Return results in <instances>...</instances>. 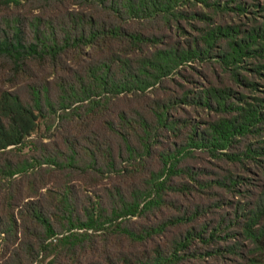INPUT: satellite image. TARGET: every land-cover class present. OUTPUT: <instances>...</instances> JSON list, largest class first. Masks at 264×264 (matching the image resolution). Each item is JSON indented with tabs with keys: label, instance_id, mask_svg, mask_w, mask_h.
Returning <instances> with one entry per match:
<instances>
[{
	"label": "trees",
	"instance_id": "1",
	"mask_svg": "<svg viewBox=\"0 0 264 264\" xmlns=\"http://www.w3.org/2000/svg\"><path fill=\"white\" fill-rule=\"evenodd\" d=\"M0 7V264H264V0Z\"/></svg>",
	"mask_w": 264,
	"mask_h": 264
},
{
	"label": "rangeland",
	"instance_id": "2",
	"mask_svg": "<svg viewBox=\"0 0 264 264\" xmlns=\"http://www.w3.org/2000/svg\"><path fill=\"white\" fill-rule=\"evenodd\" d=\"M261 1V4L263 3V0H260ZM3 8L0 7V11H2ZM214 164H216L215 161H213L212 159H206V161L202 164H200V166H202L203 168H205L206 170H211L214 166ZM238 174H241V172L238 171ZM247 176V175H245ZM250 177V175H248Z\"/></svg>",
	"mask_w": 264,
	"mask_h": 264
}]
</instances>
